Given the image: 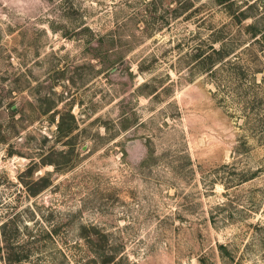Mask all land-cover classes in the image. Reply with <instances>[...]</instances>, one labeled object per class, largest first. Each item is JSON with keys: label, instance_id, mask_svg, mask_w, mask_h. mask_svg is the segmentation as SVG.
I'll use <instances>...</instances> for the list:
<instances>
[{"label": "rangeland", "instance_id": "rangeland-1", "mask_svg": "<svg viewBox=\"0 0 264 264\" xmlns=\"http://www.w3.org/2000/svg\"><path fill=\"white\" fill-rule=\"evenodd\" d=\"M263 36L264 0H0V264H264Z\"/></svg>", "mask_w": 264, "mask_h": 264}, {"label": "trees", "instance_id": "trees-1", "mask_svg": "<svg viewBox=\"0 0 264 264\" xmlns=\"http://www.w3.org/2000/svg\"><path fill=\"white\" fill-rule=\"evenodd\" d=\"M220 1L224 2L226 0H220ZM263 39H264V36H263ZM221 249H224V248L221 247ZM14 259H15L14 263H20V261L22 260V257L17 255L16 258H14ZM11 264H13V263H11Z\"/></svg>", "mask_w": 264, "mask_h": 264}]
</instances>
